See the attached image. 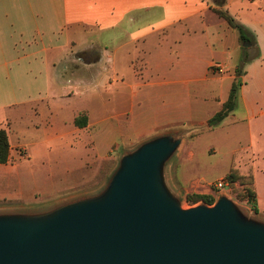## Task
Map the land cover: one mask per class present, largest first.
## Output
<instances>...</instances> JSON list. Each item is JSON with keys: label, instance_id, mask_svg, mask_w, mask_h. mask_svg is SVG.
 I'll return each instance as SVG.
<instances>
[{"label": "crops", "instance_id": "1", "mask_svg": "<svg viewBox=\"0 0 264 264\" xmlns=\"http://www.w3.org/2000/svg\"><path fill=\"white\" fill-rule=\"evenodd\" d=\"M217 4V0H0V111L4 112L0 129L8 132L11 157L15 160L19 148L26 156L27 146L45 159L53 148L68 149L71 160L88 168L107 159L118 146L115 134L141 140L166 133L159 131L170 128L172 112L174 120L181 113L192 125L203 126L228 100L243 59L250 61L243 69L237 106L222 124L247 123L258 144L256 135L264 136V0L225 3L254 40L250 47L215 13ZM162 17L165 21L157 22ZM86 53H96L97 59H70ZM130 56L148 58L149 80L139 77L143 73L135 65L123 66ZM154 57L162 59L153 62ZM106 61L114 78L100 86ZM214 66L224 72L218 73ZM229 70L231 75L226 76ZM129 72L132 82L124 79ZM70 85L76 95L67 98ZM82 86L85 91L80 93ZM146 87L156 88L154 99L163 108L159 114H167L149 125L135 118L137 99L140 94L144 97L140 90ZM174 90L188 94L194 90L201 100L181 110L184 103ZM210 101L218 104V111L195 123V109ZM79 117L87 119L85 127L75 124ZM25 136L32 138L31 144L21 145ZM99 137L100 149L95 141ZM100 150L106 157L97 155ZM34 198L38 199L36 194ZM34 205L39 204L29 206Z\"/></svg>", "mask_w": 264, "mask_h": 264}, {"label": "water", "instance_id": "2", "mask_svg": "<svg viewBox=\"0 0 264 264\" xmlns=\"http://www.w3.org/2000/svg\"><path fill=\"white\" fill-rule=\"evenodd\" d=\"M182 143L143 142L99 193L0 209V264H264L263 219L225 196L182 207L164 176Z\"/></svg>", "mask_w": 264, "mask_h": 264}, {"label": "rangeland", "instance_id": "3", "mask_svg": "<svg viewBox=\"0 0 264 264\" xmlns=\"http://www.w3.org/2000/svg\"><path fill=\"white\" fill-rule=\"evenodd\" d=\"M152 15L155 17L154 14L150 16ZM146 17H149V15H146ZM156 20L157 22L165 21L164 17L156 18ZM210 37L214 39L216 33ZM86 54L84 56L73 55L70 59H80V61L84 62H91L97 59L96 53ZM253 55L255 53H252ZM172 58L174 59V56ZM150 59L155 62L156 59L161 60L162 58L154 57ZM146 63L148 64V58H133L130 56L127 61H124L123 66L132 68L135 65V69L143 73L139 77L147 81L152 74L145 73ZM103 67L107 68V71L103 72L104 75L101 78L100 86L105 81L108 82L114 78L110 69L111 64L106 61L103 63ZM229 71L226 76L231 75V71ZM124 79L132 82L134 76L129 72ZM66 88L68 90L67 98L76 95L73 89L74 86L70 85L66 86ZM84 89L85 87L82 86L80 93H83ZM140 91V93H144V97H141L140 94V98L137 99L136 120L144 121L146 125H149L159 118H166V113L163 115L159 114L163 108L156 104L154 99L156 88L146 87ZM129 92L131 93L132 91L130 90ZM174 93H177L176 97L179 102L184 103L185 107L181 108V110L189 109L197 99L201 100L199 95L196 97L194 90H191L189 94L185 90H174ZM201 106V109H195L197 111L194 115L195 123L202 121L208 116H213L219 109L218 104L213 101ZM3 114L4 112L0 111V118ZM168 116L171 117L167 122L171 125L170 128L159 132L167 130L166 133L169 132L175 137H181L183 143L177 154L165 166L164 176L170 189L180 200L182 207L188 209L195 206L187 201V197L192 194L213 196L215 202L225 196L243 211L245 210L247 216L264 220V136L256 135L259 143L255 144V139L250 133L247 123L238 126H228L222 124V122L210 129L208 123L203 126L192 125L190 120L184 118L181 113H179L177 120L173 119V112L171 116ZM107 126L108 124L103 125V131ZM152 137L136 140L133 136L115 134V139L119 142L118 146L109 153L107 159H100L98 163L95 165L90 164L88 168L81 167L80 161L71 160L68 155L70 150L68 149L58 151L53 148L51 153H49V158L45 159L37 158L32 152V146L25 148L28 151L26 156V151L19 148L17 149V154L15 153V162L0 165V204L10 207L14 206L12 208L28 207L30 204H39L29 206L30 208L45 207L54 202L75 198L80 194L99 193L106 187L110 176L118 168L121 157L125 153L135 150L143 142L152 139ZM38 139H43V137H38ZM101 139L100 137L95 139L98 145ZM31 143L32 138L30 136L21 138V145H29ZM98 147L99 149L101 148L100 145ZM62 153L64 158L61 156ZM97 155L106 157V152L100 150ZM59 157L60 159H58ZM231 173L236 178L234 184L226 186L222 190L218 189L216 185L221 180H226ZM247 190L254 191L257 194L256 212L258 215L248 203ZM35 194L38 198L37 200L34 198Z\"/></svg>", "mask_w": 264, "mask_h": 264}, {"label": "trees", "instance_id": "4", "mask_svg": "<svg viewBox=\"0 0 264 264\" xmlns=\"http://www.w3.org/2000/svg\"><path fill=\"white\" fill-rule=\"evenodd\" d=\"M227 0H217L218 4L217 7H215L214 11L215 13L227 21V23L234 29H236L239 32L240 35V41L242 44L249 43L251 44L254 42L249 37V32L247 29L240 24L226 9H225V3ZM243 50H246L245 48ZM250 60L243 59L241 65L236 69L235 75L236 79L233 83V86L230 91V95L228 100L223 104L222 109L217 112L209 121H208V127L210 129L218 126L221 124L236 108L237 101H238V94L239 90L242 86L241 77L243 75V69L249 63ZM87 119H84V117H79L76 119L75 124L78 127H85L87 125ZM15 162L13 158L11 157V144L9 141L8 132L5 129H0V165H7L10 163ZM226 180H228L231 184H234L236 181L235 176L231 173ZM247 200L248 203L251 205V207L256 210V198L257 194L254 191L247 190ZM187 201L191 205H197L198 203H206L208 205H214L215 199L213 196L210 195H189L187 197Z\"/></svg>", "mask_w": 264, "mask_h": 264}, {"label": "built area", "instance_id": "5", "mask_svg": "<svg viewBox=\"0 0 264 264\" xmlns=\"http://www.w3.org/2000/svg\"><path fill=\"white\" fill-rule=\"evenodd\" d=\"M214 69L218 71V73H223V69L221 67L218 66H214ZM231 183L228 180H221L216 187L220 190L224 189L226 186H230Z\"/></svg>", "mask_w": 264, "mask_h": 264}]
</instances>
